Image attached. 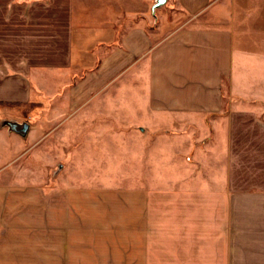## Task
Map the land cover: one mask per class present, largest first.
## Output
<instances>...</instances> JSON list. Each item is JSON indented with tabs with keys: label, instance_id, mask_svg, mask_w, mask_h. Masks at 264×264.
<instances>
[{
	"label": "crops",
	"instance_id": "0c3cea01",
	"mask_svg": "<svg viewBox=\"0 0 264 264\" xmlns=\"http://www.w3.org/2000/svg\"><path fill=\"white\" fill-rule=\"evenodd\" d=\"M156 1L0 0V118L49 113L52 73L75 74L72 109L140 66L147 115L176 135L201 120L211 157L204 176L129 192L124 264H264V0H179L150 16ZM47 195L0 194V264L50 258L66 204Z\"/></svg>",
	"mask_w": 264,
	"mask_h": 264
},
{
	"label": "rangeland",
	"instance_id": "374dc122",
	"mask_svg": "<svg viewBox=\"0 0 264 264\" xmlns=\"http://www.w3.org/2000/svg\"><path fill=\"white\" fill-rule=\"evenodd\" d=\"M178 10L179 0H169L158 16L171 17ZM51 76L59 81L57 95L46 98L49 113L26 106L12 118H0V129L6 132L0 135V194L43 190L66 204L52 214L51 256L40 264H124L129 192L170 189L167 180L173 176L206 175L211 136L203 133L201 120H193L198 135H176L170 118L164 120L169 124L165 128L148 116L140 66L72 109L67 95L77 81L75 74ZM54 108L59 110L53 113ZM27 119L36 128L25 138L5 126ZM20 259L19 264H31Z\"/></svg>",
	"mask_w": 264,
	"mask_h": 264
},
{
	"label": "water",
	"instance_id": "95a60500",
	"mask_svg": "<svg viewBox=\"0 0 264 264\" xmlns=\"http://www.w3.org/2000/svg\"><path fill=\"white\" fill-rule=\"evenodd\" d=\"M167 3V0H157L155 5L152 8V13L154 16H156V10L163 7ZM5 126H7L10 130V132L15 133L23 138L27 137L29 130H30V124L28 122L24 123H18L14 121H7L5 122ZM63 168V166H60V170Z\"/></svg>",
	"mask_w": 264,
	"mask_h": 264
}]
</instances>
